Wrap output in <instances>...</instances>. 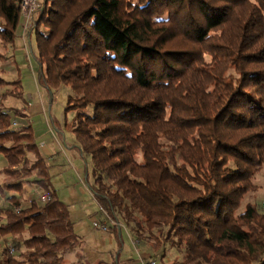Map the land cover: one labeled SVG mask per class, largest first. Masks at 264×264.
<instances>
[{"label": "trees", "instance_id": "obj_1", "mask_svg": "<svg viewBox=\"0 0 264 264\" xmlns=\"http://www.w3.org/2000/svg\"><path fill=\"white\" fill-rule=\"evenodd\" d=\"M20 3L0 0L4 46ZM32 29L38 82L71 91L96 214L172 263L264 264V209L242 205L264 170V0H44ZM1 73L0 264H62L81 239ZM28 184L49 198L21 200Z\"/></svg>", "mask_w": 264, "mask_h": 264}, {"label": "rangeland", "instance_id": "obj_2", "mask_svg": "<svg viewBox=\"0 0 264 264\" xmlns=\"http://www.w3.org/2000/svg\"><path fill=\"white\" fill-rule=\"evenodd\" d=\"M43 1L38 0L40 6ZM40 9L41 7L33 13L34 21ZM23 22L24 18L22 25ZM29 35V43L26 39L23 42L19 38L20 40H15L13 44L5 46L0 44V51L10 56L8 60L0 63L1 76L8 81L19 79L23 92L22 99L9 96L5 99V104L23 107L22 102L25 101L26 104L30 103V106L43 105V111L28 112V117H15L14 120L18 125L26 123L29 119L35 141L37 143L43 142L56 152L53 158L48 157L53 175L52 184L58 197L68 205L74 229L81 239L80 244L75 249L65 253L62 264H150V259L155 261L154 264H176L172 262L176 259L180 260L182 255L174 248H166L165 258L161 259L158 255L152 256L153 251L149 245L146 242L137 241L126 227L116 219H114V225L120 227L119 230L116 228L113 231L109 228L108 231H103L93 226L94 220L108 222L110 217L105 213L102 216L96 214L99 210L98 205L92 198L88 187L92 183V163L88 156H83L80 153L76 138L67 127V123L73 117L72 111L65 110L67 96L71 91L66 86L49 90L38 82V64L34 59L36 41L33 29ZM6 88L10 89L11 87ZM2 90L0 89V92ZM51 120L59 128L58 131L49 130L48 123ZM63 143L68 148L64 147ZM3 165L4 157L0 154V169ZM252 181L255 183L256 189L247 193L242 205L246 202H254L257 203L259 209H264V170L257 172ZM43 193L40 188L31 187L23 191L21 198L32 196L39 199ZM2 244L3 246L6 245L3 241Z\"/></svg>", "mask_w": 264, "mask_h": 264}, {"label": "built area", "instance_id": "obj_3", "mask_svg": "<svg viewBox=\"0 0 264 264\" xmlns=\"http://www.w3.org/2000/svg\"><path fill=\"white\" fill-rule=\"evenodd\" d=\"M40 4L38 0H21L20 3V11L21 15L24 18L23 22V29L21 30V39L24 40L29 35V32L32 30L34 26V19L32 17L33 13L39 9ZM29 29V30H28ZM25 48H27L25 46ZM12 125H16V120H13ZM50 130V129H49ZM49 198V196L46 193H43L39 196L40 201H45ZM28 198L23 199V201H26ZM114 219H109L108 222H99V221H93V226L99 230L108 231L109 228L111 229V225H114ZM155 261H151L150 264H154Z\"/></svg>", "mask_w": 264, "mask_h": 264}, {"label": "crops", "instance_id": "obj_4", "mask_svg": "<svg viewBox=\"0 0 264 264\" xmlns=\"http://www.w3.org/2000/svg\"><path fill=\"white\" fill-rule=\"evenodd\" d=\"M22 21H23V18H22ZM20 28V30H19V34H18V37H17V39L16 40H20L19 38H21V27H19ZM30 33V32H29ZM29 36L30 35H28L27 37H26V41H27V43H29L30 41H29ZM50 101H51V99H50ZM22 105H23V107H24V110H25V112H26V116L28 117V112L29 113H32V112H40L41 110L43 111V105L42 106H38V105H32V106H30V103H25V101H23L22 102ZM27 122H29V119H27ZM30 123V122H29ZM50 126V131H52L53 129H55L56 131H58L57 129H59L58 127H56L55 126V124H54V122L51 120V122L50 123H48V127ZM53 132V131H52ZM38 145H39V149L41 150V153L43 154V155H45L46 157H49L50 159L51 158H53L54 157V153H56L55 152V150H53V148H51V147H48V146H46L43 142H41V143H37ZM64 144V147H66V148H68V146L65 144V143H63ZM66 156V155H65ZM66 158L67 159H69L67 156H66ZM35 188L36 186L33 184V185H30V184H28V185H25V187H24V190H27V189H30V188ZM26 198V197H25ZM25 198H21V200H23V199H25ZM27 198H29V197H27ZM116 228H119V227H116ZM2 241H3V243H4V245L5 244H9L10 243V241H11V236H7V237H3L2 239H1ZM151 261H154V260H152V259H150Z\"/></svg>", "mask_w": 264, "mask_h": 264}]
</instances>
